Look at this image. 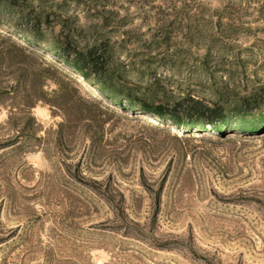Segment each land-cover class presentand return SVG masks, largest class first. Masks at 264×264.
<instances>
[{
  "label": "rangeland",
  "instance_id": "374dc122",
  "mask_svg": "<svg viewBox=\"0 0 264 264\" xmlns=\"http://www.w3.org/2000/svg\"><path fill=\"white\" fill-rule=\"evenodd\" d=\"M17 1L48 15L47 37L108 49L141 92L249 109L245 125L264 117V0ZM164 21L170 45L156 47ZM125 33L139 44L124 47ZM34 70L70 81L93 123L73 114L58 134L62 113L31 107ZM121 107L0 24V264H264V129L177 127Z\"/></svg>",
  "mask_w": 264,
  "mask_h": 264
},
{
  "label": "trees",
  "instance_id": "16d2710c",
  "mask_svg": "<svg viewBox=\"0 0 264 264\" xmlns=\"http://www.w3.org/2000/svg\"><path fill=\"white\" fill-rule=\"evenodd\" d=\"M37 1L42 6L41 1L43 0ZM2 12L17 14L19 22L15 25H10L0 15V24L17 30L23 41L48 50L53 57L66 64L86 82L93 85L106 99L115 101L119 106L123 105L121 108L124 110L155 117L162 123L170 122L177 125V127L205 128V126H208L217 133L230 130L232 125L241 129H254L257 132L262 130V128L264 129V117L262 115L249 125L240 122L239 117L244 118L249 109L226 114L222 106L206 103L199 99L176 100L165 93L159 95L155 90L139 91L124 76L123 72L111 62L108 49H102L101 45L97 43L86 49H79L73 45L74 43L67 35H64L61 30L56 31L55 28L52 29L51 35L47 37L42 28L48 27L50 23L47 18L48 15H44L43 11L37 13L32 7L26 11L22 9L17 0H0V14ZM168 25L166 21L160 25L158 24L157 32L161 36L160 38H152L153 45L156 47H168L170 45ZM220 26L218 24V27ZM121 43H123L124 47L139 44L137 41L132 42L127 37V33L123 34ZM53 71L55 74H60L55 68H53ZM43 75L42 71H33L32 90L35 95V103L31 107H35L38 102H43L62 113L63 120L57 126L58 134H62L63 129L69 125L70 115L73 114H77L79 117H88L93 123L94 118L89 115V100L70 81L64 76H61L63 77L62 80L56 76L44 78ZM46 80H51L55 86L50 93L44 91ZM99 127L103 129V125ZM158 128L167 130L163 129L165 127ZM4 146L8 145H0V149Z\"/></svg>",
  "mask_w": 264,
  "mask_h": 264
}]
</instances>
